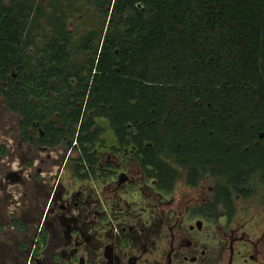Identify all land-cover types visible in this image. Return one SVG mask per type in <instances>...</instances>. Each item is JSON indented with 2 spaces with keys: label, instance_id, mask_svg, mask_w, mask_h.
<instances>
[{
  "label": "flooded vegetation",
  "instance_id": "obj_1",
  "mask_svg": "<svg viewBox=\"0 0 264 264\" xmlns=\"http://www.w3.org/2000/svg\"><path fill=\"white\" fill-rule=\"evenodd\" d=\"M85 1L100 21L77 41L60 0L84 69L71 88L60 78L44 87L42 71L36 87H22L28 71L19 80L0 67V264H264V133L237 175L235 152L204 150L188 105L170 103L161 151L139 133L149 119L119 129L88 106L89 92L81 103L77 76L100 72L113 14ZM183 124L191 134H177Z\"/></svg>",
  "mask_w": 264,
  "mask_h": 264
},
{
  "label": "trees",
  "instance_id": "obj_2",
  "mask_svg": "<svg viewBox=\"0 0 264 264\" xmlns=\"http://www.w3.org/2000/svg\"><path fill=\"white\" fill-rule=\"evenodd\" d=\"M92 1L113 14L100 72L93 78L77 76L81 103L89 92L88 106L107 111L119 129L149 119L147 125L136 123L139 133L154 139L161 151L170 103L188 105L205 136L204 150L235 152L236 173L242 175L255 151L254 139L264 133V0ZM40 38L43 46L36 42ZM73 38L60 0H0V67L5 73L15 70L19 80L28 71V83L20 86L36 87L42 71L44 87L53 89L51 81L60 78L71 88V73L84 70L83 62L73 59ZM94 62L89 60L92 69ZM179 88L187 90L170 91ZM182 127L177 134H191L188 124ZM258 156L264 166V155Z\"/></svg>",
  "mask_w": 264,
  "mask_h": 264
},
{
  "label": "rangeland",
  "instance_id": "obj_3",
  "mask_svg": "<svg viewBox=\"0 0 264 264\" xmlns=\"http://www.w3.org/2000/svg\"><path fill=\"white\" fill-rule=\"evenodd\" d=\"M65 9L68 13V23L75 33L78 41L81 36L100 19L95 17L96 10L90 7L85 0H64ZM96 20H95V18ZM78 43V42H77Z\"/></svg>",
  "mask_w": 264,
  "mask_h": 264
}]
</instances>
